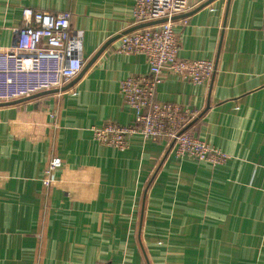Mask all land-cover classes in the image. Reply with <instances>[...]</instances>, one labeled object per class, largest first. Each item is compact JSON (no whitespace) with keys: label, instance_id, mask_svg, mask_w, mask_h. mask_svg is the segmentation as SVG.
Returning <instances> with one entry per match:
<instances>
[{"label":"crops","instance_id":"obj_1","mask_svg":"<svg viewBox=\"0 0 264 264\" xmlns=\"http://www.w3.org/2000/svg\"><path fill=\"white\" fill-rule=\"evenodd\" d=\"M135 1L0 0V53L25 9L73 14L84 69L102 52L68 90L0 107V264H264V0H189L179 57L215 72L202 85L167 74L156 90L195 113L187 129L228 155L220 165L141 135L125 151L94 139L134 123L120 86L149 73L116 53L139 26Z\"/></svg>","mask_w":264,"mask_h":264},{"label":"built area","instance_id":"obj_2","mask_svg":"<svg viewBox=\"0 0 264 264\" xmlns=\"http://www.w3.org/2000/svg\"><path fill=\"white\" fill-rule=\"evenodd\" d=\"M192 8L189 0H136V25L167 19V22L123 34L117 54L142 55L149 65L146 76H132L122 81L120 90L126 105L134 111L129 127L108 124L94 128V139L119 151L129 148L130 139L141 135L145 140L173 143L180 158L220 165L228 155L190 134L188 124L195 113L177 104L160 102L157 87L165 75L172 74L194 85L211 79L215 64L209 60L179 57V44L173 20ZM73 14L57 15L23 11V26L15 30L13 45L0 53V103L30 98L42 92L60 90L75 80L85 67L82 58L83 36L72 30ZM60 159L50 162L43 183L51 187L52 175L61 167Z\"/></svg>","mask_w":264,"mask_h":264},{"label":"water","instance_id":"obj_3","mask_svg":"<svg viewBox=\"0 0 264 264\" xmlns=\"http://www.w3.org/2000/svg\"><path fill=\"white\" fill-rule=\"evenodd\" d=\"M208 4H210V2L209 3H207V5ZM187 16V14L186 15H180V16H177V17H175L173 20L174 21H176V20H178V19H182V18H185ZM165 22H167V19H161V20H157V21H154V22H149V23H145V24H141V25H139V26H137V27H135L131 32H133V31H135V30H138V29H140V28H145V27H150V26H154V25H158V24H162V23H165ZM124 34H127V33H124ZM121 37V35L118 37V39ZM105 48H106V46H105ZM104 48V49H105ZM102 53V52H101ZM101 53H99L92 61H91V63L85 68V69H83V71L81 72V74L73 81V82H76V80H78L79 79V77L80 76H82V74H84V72L95 62V60L98 58V56L101 54ZM71 86H68V87H63L62 89H60V90H53V91H48V92H42V93H39V94H36V95H34V96H32V97H30V98H25V99H20V100H18V101H16V102H10V103H0V107H7V106H12V105H15V104H17V103H22V102H26V101H29V100H31V99H34V98H37V97H40V96H43V95H47V94H53V93H58V92H60V91H65V90H68L69 88H70ZM173 146H174V142L173 143H171V148H173Z\"/></svg>","mask_w":264,"mask_h":264}]
</instances>
